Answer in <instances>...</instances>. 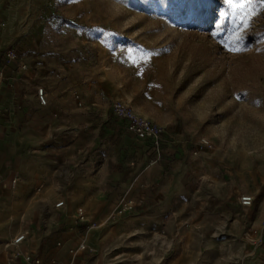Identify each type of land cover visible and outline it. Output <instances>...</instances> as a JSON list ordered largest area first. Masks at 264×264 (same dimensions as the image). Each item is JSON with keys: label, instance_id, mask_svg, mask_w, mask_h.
Masks as SVG:
<instances>
[{"label": "rangeland", "instance_id": "rangeland-1", "mask_svg": "<svg viewBox=\"0 0 264 264\" xmlns=\"http://www.w3.org/2000/svg\"><path fill=\"white\" fill-rule=\"evenodd\" d=\"M227 12L222 0H0L2 49H15L17 62L53 89L52 106L64 107L71 126L55 138H80L85 154L98 156L97 173L104 171L100 161L119 137L110 105L125 102L162 130L164 169L179 174L168 202L174 216L138 224L135 199L114 223L108 216L81 223L89 226L75 241L96 249L83 255L101 249L117 264H264V245L255 243L264 220V7L235 33L239 22ZM239 34L241 50H227ZM203 139L217 149L206 150ZM241 195L253 196L252 206L242 207ZM235 221L237 253L219 246Z\"/></svg>", "mask_w": 264, "mask_h": 264}, {"label": "crops", "instance_id": "crops-1", "mask_svg": "<svg viewBox=\"0 0 264 264\" xmlns=\"http://www.w3.org/2000/svg\"><path fill=\"white\" fill-rule=\"evenodd\" d=\"M4 45L5 40L0 35V56ZM8 67H4V72L9 81L0 84V264H23L20 259L8 263V254L18 249L4 246L21 231L28 235L22 249L38 257L41 264H68L70 261L74 264H117L106 263L101 249L91 258L83 255L87 253L76 254L74 258L68 254V250L76 246L79 229L87 226L79 223L77 212L84 209L87 221L98 223L107 216L109 220L112 195L120 188H132L131 195L140 204L135 211L143 212L133 217L136 223L158 225L168 214L174 216L168 202L176 194L179 174L164 169L163 162L169 160L165 158L170 154L161 153L160 162L149 166L153 158L150 144L137 142L112 128V133L119 136L116 147L108 151L104 163L100 161L104 171L97 173L100 169L98 156H87L80 138L69 144L55 138L64 135L71 125L62 115L64 107L60 104L57 109L50 103V95L54 93L50 85L38 83L29 70L16 72L15 66ZM37 88H42L46 94L45 107L38 103ZM52 136L54 143L49 140ZM99 146L97 141L91 149L97 150ZM114 152L119 162L115 158V162L112 160ZM74 162L78 167L73 172L69 164ZM95 172L94 181L91 177ZM13 180H16L14 184ZM98 180L102 184H96ZM61 200L63 208L56 209L54 205ZM263 223L264 220L256 222L257 233L261 232ZM241 232L240 223L235 221L219 246L239 252L241 245L235 241L241 242ZM53 239L61 242V249L57 243L55 248L50 242ZM161 255L168 256L167 252ZM179 259L171 264H191Z\"/></svg>", "mask_w": 264, "mask_h": 264}, {"label": "built area", "instance_id": "built-area-1", "mask_svg": "<svg viewBox=\"0 0 264 264\" xmlns=\"http://www.w3.org/2000/svg\"><path fill=\"white\" fill-rule=\"evenodd\" d=\"M0 61L4 65H6H0V84L9 81V79H7L5 76L4 67L9 66L10 64L17 63L18 71H28L26 65L17 62L18 54L15 49L8 48L4 50L0 56ZM36 97L40 106L45 107L47 105V97L42 88L36 89ZM110 109L115 117L114 129L116 131H121L131 136H134L136 139L142 142H148L150 144L149 152L152 153L153 156L149 164L150 166L154 165L157 161H159L161 159L160 149L163 141L162 130L150 120L136 114L131 108V106L125 102L113 101L110 105ZM202 145L208 151H214L217 149L216 144L210 140L203 139ZM15 181L16 180H13L12 184H14ZM131 193L132 188H120L118 193L112 195L111 213L109 219L112 223L116 222L120 218L124 217L128 212H131L136 208L137 203ZM253 200V196L241 195L238 201L242 207L248 208L252 206ZM63 206L64 203L62 200L54 205L56 209H61L63 208ZM77 220L79 221V223H88V221L84 220L83 212L81 209L77 212ZM88 226L89 225H87L86 227ZM27 237V232L21 231L17 235H15L10 241L5 243L4 246L6 249H8L9 247L18 249L17 252L8 254V263H13L16 259H20L23 264H41L38 257L31 254L28 250L22 249V246L26 242ZM255 243L264 245V227L262 228L260 235L255 238ZM56 245L57 247H60L61 242H58ZM95 252V248H89L87 244L82 240L77 242L74 248L68 250V254L73 258L76 254L79 253ZM68 264L74 263L73 261H70Z\"/></svg>", "mask_w": 264, "mask_h": 264}, {"label": "snow or ice", "instance_id": "snow-or-ice-1", "mask_svg": "<svg viewBox=\"0 0 264 264\" xmlns=\"http://www.w3.org/2000/svg\"><path fill=\"white\" fill-rule=\"evenodd\" d=\"M224 6L227 7L228 12L222 13V15H231L234 18V22H239L238 27L234 28V33L239 32L240 28H246L250 26V17L256 14V9L264 7V0H222ZM243 35H234L230 37L229 43H225V48L229 51H240L237 47V42H243ZM148 57H143L147 59Z\"/></svg>", "mask_w": 264, "mask_h": 264}]
</instances>
